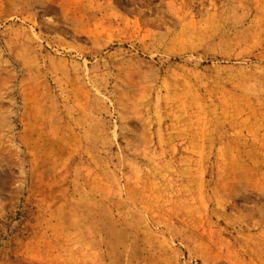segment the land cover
<instances>
[{"label":"rangeland","instance_id":"rangeland-1","mask_svg":"<svg viewBox=\"0 0 264 264\" xmlns=\"http://www.w3.org/2000/svg\"><path fill=\"white\" fill-rule=\"evenodd\" d=\"M0 264H264V0H0Z\"/></svg>","mask_w":264,"mask_h":264},{"label":"bare ground","instance_id":"bare-ground-1","mask_svg":"<svg viewBox=\"0 0 264 264\" xmlns=\"http://www.w3.org/2000/svg\"><path fill=\"white\" fill-rule=\"evenodd\" d=\"M49 7H51V6H49Z\"/></svg>","mask_w":264,"mask_h":264}]
</instances>
